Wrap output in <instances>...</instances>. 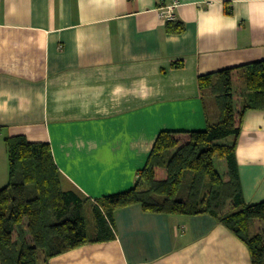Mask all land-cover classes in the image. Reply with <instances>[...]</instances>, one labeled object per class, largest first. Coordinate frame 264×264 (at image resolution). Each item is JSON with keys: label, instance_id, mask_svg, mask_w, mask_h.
I'll list each match as a JSON object with an SVG mask.
<instances>
[{"label": "crops", "instance_id": "crops-1", "mask_svg": "<svg viewBox=\"0 0 264 264\" xmlns=\"http://www.w3.org/2000/svg\"><path fill=\"white\" fill-rule=\"evenodd\" d=\"M169 6L181 34L165 31ZM259 61L264 0H0V189L5 140L23 136L47 143L63 189L90 203L131 190L161 132L187 138L219 121L198 77L232 69L234 88ZM235 155L244 202H264V110L244 114ZM113 220L114 240L49 264H252L208 215L134 205Z\"/></svg>", "mask_w": 264, "mask_h": 264}, {"label": "trees", "instance_id": "trees-1", "mask_svg": "<svg viewBox=\"0 0 264 264\" xmlns=\"http://www.w3.org/2000/svg\"><path fill=\"white\" fill-rule=\"evenodd\" d=\"M165 31L181 34L184 25L168 21ZM240 69L244 92L234 91L232 69L198 77L200 92L215 96L221 112L217 123L186 133L187 138L161 132L134 187L95 203L63 189L47 143L7 138L8 182L0 189V264H49L85 245L110 242L115 238L114 212L134 205L146 213L211 216L245 244L252 264H264V202H244L235 155L244 114L264 110V61ZM215 157L226 162V180L214 166ZM255 221L262 230L253 233Z\"/></svg>", "mask_w": 264, "mask_h": 264}, {"label": "rangeland", "instance_id": "rangeland-1", "mask_svg": "<svg viewBox=\"0 0 264 264\" xmlns=\"http://www.w3.org/2000/svg\"><path fill=\"white\" fill-rule=\"evenodd\" d=\"M242 88H243V78H242V73H241V74H239L237 76V78H235V80H234V88L233 89H234V91L241 92V89ZM211 101L212 100L210 98L207 100V103H208L209 106L212 103ZM216 112L219 113V110H216ZM214 166H215L216 170L220 173V175L222 177H225V175L227 174V168H226V162H225V160L220 159L218 157H215L214 158ZM259 225H261V223L259 224L258 221H255L251 225L250 230L252 232H254L257 229H260V226ZM253 227H255V228H253Z\"/></svg>", "mask_w": 264, "mask_h": 264}, {"label": "built area", "instance_id": "built-area-1", "mask_svg": "<svg viewBox=\"0 0 264 264\" xmlns=\"http://www.w3.org/2000/svg\"><path fill=\"white\" fill-rule=\"evenodd\" d=\"M161 17L162 19H164V21H173L174 20L173 6L167 7L165 11L161 13Z\"/></svg>", "mask_w": 264, "mask_h": 264}]
</instances>
